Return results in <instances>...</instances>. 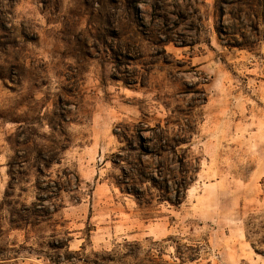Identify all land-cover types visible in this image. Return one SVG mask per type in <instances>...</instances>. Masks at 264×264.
Listing matches in <instances>:
<instances>
[{"label":"rangeland","instance_id":"rangeland-1","mask_svg":"<svg viewBox=\"0 0 264 264\" xmlns=\"http://www.w3.org/2000/svg\"><path fill=\"white\" fill-rule=\"evenodd\" d=\"M225 1L0 0V264H264V0Z\"/></svg>","mask_w":264,"mask_h":264},{"label":"trees","instance_id":"trees-1","mask_svg":"<svg viewBox=\"0 0 264 264\" xmlns=\"http://www.w3.org/2000/svg\"><path fill=\"white\" fill-rule=\"evenodd\" d=\"M216 4H218V6H221L222 8L224 4H230V3L225 0H216ZM181 164L185 165V162L182 161ZM141 168H144V161L141 158H139V166L137 165V168L134 169L138 173V180L139 181H143L144 179L150 180L154 188H156L159 191L160 200L168 201L170 203L176 202V204L177 203L180 204L182 202L183 194H184L183 192L186 186L188 185L190 179L189 175L185 174L184 172V174L181 175L179 181H176L175 179H170L166 175H161V173L159 175L160 179H157L155 177H151L148 179L146 173H144V171ZM126 171L127 170L123 168L124 176L128 178ZM173 185L175 187H173ZM123 190L126 191L127 193L135 195V197L138 200L140 199L142 194L141 190L138 189V187L136 186L133 188L126 187ZM172 195L174 196V199L171 197ZM6 200H7V196H6ZM4 205L9 206V202L6 201ZM24 211H25V215H18L19 216V220L17 221L18 224L17 226H19L18 228H21L24 224H29L30 218L34 214L30 209V207H26ZM9 213H11V211H9ZM246 235L253 249L257 253L264 255V220H260L259 217L254 215L250 216L246 223ZM125 248L126 251L122 253L121 256L118 253H115L114 259H112V261L117 260L121 262V260L123 261L124 259H130V258L136 259L141 250V246L138 243L135 244L127 243L125 245ZM186 249L189 251H194V253L192 254L191 252V254L188 255L186 252L183 251V247L181 245H177L175 247L177 258L181 261L182 264L196 262L199 259L198 255H196L198 249L196 247H186ZM152 253H153V248H149L145 252V257L147 261L146 264H157L158 258H160V256L163 254L162 251L160 250H158L157 256H155L156 254H152Z\"/></svg>","mask_w":264,"mask_h":264}]
</instances>
